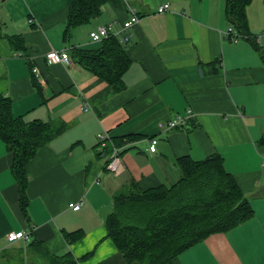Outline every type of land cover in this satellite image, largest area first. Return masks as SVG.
I'll return each mask as SVG.
<instances>
[{"label":"crops","instance_id":"1","mask_svg":"<svg viewBox=\"0 0 264 264\" xmlns=\"http://www.w3.org/2000/svg\"><path fill=\"white\" fill-rule=\"evenodd\" d=\"M166 3L169 9L157 13ZM127 5L140 20L125 44L124 87L115 91L72 52L100 49L89 32L118 27L129 17ZM68 12L69 0H0V94L25 122L66 124L26 165V215L10 172L12 153L0 140V264H49L51 256L65 254L77 264H126L105 228L113 197L132 183L142 191L169 188L182 178L179 159L198 162L213 154L223 158L254 215L186 249L172 264H264L263 0L246 10L258 49L245 38L230 41L224 0H117L63 40ZM53 50H66L71 65L49 64L45 55ZM187 111L185 127H163ZM102 133L105 145L120 150L118 176L105 169ZM21 231L26 240L7 241L8 233Z\"/></svg>","mask_w":264,"mask_h":264},{"label":"trees","instance_id":"2","mask_svg":"<svg viewBox=\"0 0 264 264\" xmlns=\"http://www.w3.org/2000/svg\"><path fill=\"white\" fill-rule=\"evenodd\" d=\"M114 2L117 0H69L63 40L69 38L72 29L89 25L101 15L106 4ZM251 2L224 0V17L238 36L258 49L248 33L246 10ZM16 40L21 42L20 37ZM72 57L113 90L120 91L124 87L122 76L130 61L125 45L116 37L103 41L96 51L75 50ZM65 129L66 124L58 120L25 122L12 114L11 101L0 94V140L12 153L10 172L18 184L24 215L28 184L26 165L39 149ZM112 146L106 144L102 153L109 155ZM178 165L182 178L169 188L159 186L142 191L132 183L129 191L113 197L105 228L126 264H172L179 254L210 235L226 233L253 217L252 207L231 174L226 172L219 154L198 162L182 158ZM49 264L77 262L70 254H65L51 256Z\"/></svg>","mask_w":264,"mask_h":264},{"label":"built area","instance_id":"3","mask_svg":"<svg viewBox=\"0 0 264 264\" xmlns=\"http://www.w3.org/2000/svg\"><path fill=\"white\" fill-rule=\"evenodd\" d=\"M129 12V17L124 22L120 23L118 27L113 23L105 24V25H98L95 29L89 32V38L96 43H102L103 41L116 37L120 44L125 45L127 44L131 37V29L134 25L138 24L139 18L135 14L134 10L127 7ZM169 9V4H163L159 6L156 10L157 13H163ZM232 28H229L227 35L231 42L236 43L238 39L241 37L235 34H232ZM18 56H21L19 54ZM46 61L49 64H63L65 66L71 65V59L69 54L66 50L61 51H50L45 55ZM34 73H37L36 69H33ZM192 116L191 111H187L185 115H177L174 118L170 119L165 123L163 126L166 129H177L183 128L187 125V120H189ZM106 133H102L98 135V139L101 145H105L107 141ZM128 146V143L125 145ZM156 149V140L151 139L149 145V151L154 152ZM261 166L264 168V155L261 157ZM105 169L110 172L111 174L118 176L122 173L123 169L121 166V159H120V150L114 146H112V152L109 154V160L106 163ZM80 204H76L72 207L75 211L79 208ZM26 240L27 234L25 232H10L7 234V241L8 242H15L17 240Z\"/></svg>","mask_w":264,"mask_h":264},{"label":"rangeland","instance_id":"4","mask_svg":"<svg viewBox=\"0 0 264 264\" xmlns=\"http://www.w3.org/2000/svg\"><path fill=\"white\" fill-rule=\"evenodd\" d=\"M3 260V258H0V261H2ZM23 264V263H22Z\"/></svg>","mask_w":264,"mask_h":264}]
</instances>
